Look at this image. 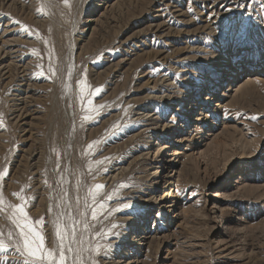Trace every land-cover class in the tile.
I'll list each match as a JSON object with an SVG mask.
<instances>
[{"label":"rangeland","instance_id":"374dc122","mask_svg":"<svg viewBox=\"0 0 264 264\" xmlns=\"http://www.w3.org/2000/svg\"><path fill=\"white\" fill-rule=\"evenodd\" d=\"M0 245L264 264V0H0Z\"/></svg>","mask_w":264,"mask_h":264},{"label":"snow or ice","instance_id":"6c2138e0","mask_svg":"<svg viewBox=\"0 0 264 264\" xmlns=\"http://www.w3.org/2000/svg\"><path fill=\"white\" fill-rule=\"evenodd\" d=\"M230 3H232V0H229ZM247 7V5H241V4H237L236 5V8H233V9H241V8H245ZM233 9H228L227 6H225V10L227 11H231ZM24 30H27V28H25ZM97 92H99V89H97ZM253 119H255V117H253ZM91 147V145L89 146ZM103 185H96V188H102ZM108 199H111V197H108ZM102 206V205H101ZM21 213H23V208L20 209ZM26 216V214H25ZM96 218V214H95V211L93 212V219ZM39 223V221L37 222ZM117 225H113V227H116ZM25 237V245L27 246V250H28V254L30 256H35L36 255V249L32 248L30 245L31 244H36L37 245V248H40L42 247V237L39 235V233H34L32 229L29 228L28 231H25L22 233ZM29 237H31V241L29 240ZM3 246L0 245V248H2ZM64 259V253L63 251H61V260ZM42 264V262H41Z\"/></svg>","mask_w":264,"mask_h":264},{"label":"bare ground","instance_id":"6f19581e","mask_svg":"<svg viewBox=\"0 0 264 264\" xmlns=\"http://www.w3.org/2000/svg\"><path fill=\"white\" fill-rule=\"evenodd\" d=\"M261 62H258V61H255L254 63H252V68H253V71H256V70H258V68H260L261 66H262V64H260ZM260 69H262V67L260 68ZM241 74V73H240ZM240 79H238V83L239 82H241V80L239 81ZM248 80L249 79H247V82H248ZM246 82V83H247ZM246 83H245V85H246ZM244 85V84H243ZM238 86H242V85H238ZM213 100V99H212ZM193 130H195V129H193ZM178 172V171H177ZM166 177V176H165ZM217 196V195H216ZM218 197V196H217Z\"/></svg>","mask_w":264,"mask_h":264}]
</instances>
